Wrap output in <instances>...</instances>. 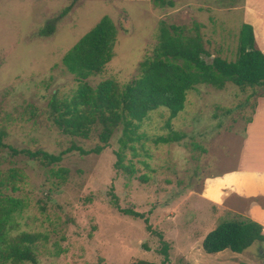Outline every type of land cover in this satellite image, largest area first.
I'll use <instances>...</instances> for the list:
<instances>
[{
	"label": "rangeland",
	"instance_id": "374dc122",
	"mask_svg": "<svg viewBox=\"0 0 264 264\" xmlns=\"http://www.w3.org/2000/svg\"><path fill=\"white\" fill-rule=\"evenodd\" d=\"M171 1L172 6L159 7L149 0H76L60 16L68 0H0L1 141L15 149L63 152L60 161L44 166L0 146V192L24 203L16 215L18 229L40 234L35 264L159 262V238L141 218L118 212L109 201L112 193L119 207L143 213L160 232L168 264H264L263 245L208 254L198 239L218 221L244 215L246 200L228 194L215 204L203 190L208 177L251 165L241 139L257 99L264 98L261 88L226 82L221 89L200 84L187 91L183 108L168 120L177 141H151L168 131L167 110H151L138 129L146 138L133 142L138 154L124 150L122 162L132 165L131 174L114 166L119 127L99 153H81L78 148L98 143L97 126L83 138L59 132L46 119L51 93L68 96L77 85L61 56L102 16L114 24L116 36L110 59L84 79L90 85L133 78L156 42L160 19L180 25L186 35L196 30L206 60L235 59L238 29L245 22L243 0ZM52 19V32L39 36L38 29ZM57 169H63L62 177ZM187 238L196 242L188 245Z\"/></svg>",
	"mask_w": 264,
	"mask_h": 264
},
{
	"label": "trees",
	"instance_id": "16d2710c",
	"mask_svg": "<svg viewBox=\"0 0 264 264\" xmlns=\"http://www.w3.org/2000/svg\"><path fill=\"white\" fill-rule=\"evenodd\" d=\"M75 1L68 0L60 16L68 12ZM149 1L159 7L173 4L171 0ZM52 30L53 19L47 20L37 34L47 36ZM115 36L116 27L108 17L102 16L64 52L60 63L77 85L68 96L58 97L56 91L51 93L46 102V119L59 132L83 138L88 136L91 127L97 126L98 143L87 150L78 148L81 153H99L115 128L119 127L114 166L129 174L133 168L131 164H123L124 150L129 149L134 156L138 154L133 142L146 138L138 129L151 110L163 107L168 112L165 122L167 133L151 138L153 143H166L180 139L179 134L170 128L168 120L183 108L187 91L197 85L206 84L221 89L226 82H230L238 87H259L264 94V53L256 48L248 23L239 26L234 60H226L218 55L206 60L204 56L208 55L196 30L194 35H186L180 25L160 19L157 22L156 42L150 55L138 62L133 78L124 83L113 79H103L93 85L86 83L84 79L99 72L110 59ZM230 110L225 108L223 112ZM2 134L0 131V146L7 147L11 153L36 160L41 165L56 163L62 157L63 152L55 154L39 148L15 149L1 141ZM62 170L57 169L54 173L62 177ZM109 201L121 214L141 218L145 229L160 240L157 252L162 259L159 262L134 260L129 264H168V244L161 239L160 232L151 229L143 213L119 207L113 193ZM23 207L20 198L0 192V264H35L36 242L40 234L18 229L16 215ZM252 243L264 246L262 225L246 215H238L218 221L204 234L200 247L208 254L223 249L239 253ZM58 252L59 248L55 247L54 254ZM259 255L264 259V250Z\"/></svg>",
	"mask_w": 264,
	"mask_h": 264
},
{
	"label": "crops",
	"instance_id": "0c3cea01",
	"mask_svg": "<svg viewBox=\"0 0 264 264\" xmlns=\"http://www.w3.org/2000/svg\"><path fill=\"white\" fill-rule=\"evenodd\" d=\"M240 8L245 14L242 23L251 25L255 46L264 53V0H243ZM246 146L251 165L236 166L231 171L208 177L203 191L215 204L221 203L228 194L233 195L235 201L246 200L243 214L260 223L264 234V203L259 201H264V98L257 99L246 124L241 150ZM186 240L191 246L196 242Z\"/></svg>",
	"mask_w": 264,
	"mask_h": 264
}]
</instances>
